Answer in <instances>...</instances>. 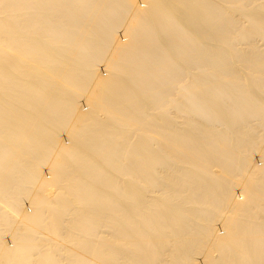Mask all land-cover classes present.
<instances>
[{"label":"bare ground","instance_id":"1","mask_svg":"<svg viewBox=\"0 0 264 264\" xmlns=\"http://www.w3.org/2000/svg\"><path fill=\"white\" fill-rule=\"evenodd\" d=\"M199 257L264 264V0H0V264Z\"/></svg>","mask_w":264,"mask_h":264},{"label":"rangeland","instance_id":"2","mask_svg":"<svg viewBox=\"0 0 264 264\" xmlns=\"http://www.w3.org/2000/svg\"><path fill=\"white\" fill-rule=\"evenodd\" d=\"M258 161V160H257ZM237 195H239V193L237 192ZM220 227H221V225L220 224H218V226H217V228H218V231H221V229H220ZM8 238V237H7ZM6 242L9 244L10 243V241H9V239H6ZM200 259H198V264H202L203 262H202V258L201 257H199Z\"/></svg>","mask_w":264,"mask_h":264}]
</instances>
